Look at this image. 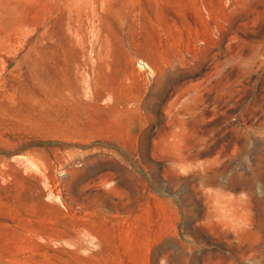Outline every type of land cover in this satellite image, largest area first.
<instances>
[{
	"label": "rangeland",
	"instance_id": "374dc122",
	"mask_svg": "<svg viewBox=\"0 0 264 264\" xmlns=\"http://www.w3.org/2000/svg\"><path fill=\"white\" fill-rule=\"evenodd\" d=\"M0 264H264V0H0Z\"/></svg>",
	"mask_w": 264,
	"mask_h": 264
}]
</instances>
